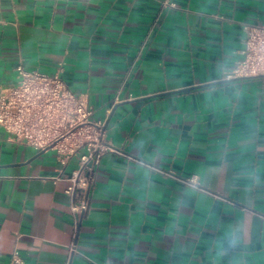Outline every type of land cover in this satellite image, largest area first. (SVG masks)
Masks as SVG:
<instances>
[{
  "label": "crops",
  "instance_id": "1",
  "mask_svg": "<svg viewBox=\"0 0 264 264\" xmlns=\"http://www.w3.org/2000/svg\"><path fill=\"white\" fill-rule=\"evenodd\" d=\"M162 1L1 0L0 92L61 64L118 152L75 226L78 158L0 127V264H264V75L226 78L264 0Z\"/></svg>",
  "mask_w": 264,
  "mask_h": 264
},
{
  "label": "built area",
  "instance_id": "2",
  "mask_svg": "<svg viewBox=\"0 0 264 264\" xmlns=\"http://www.w3.org/2000/svg\"><path fill=\"white\" fill-rule=\"evenodd\" d=\"M175 6L169 0L161 2L162 9ZM241 24L244 33L241 58L226 78L264 75V23ZM15 70L16 83L0 92V127L15 142L35 149H54L61 160L78 158V167L71 171L70 185L65 190L77 226L90 209L101 156L106 150H118L104 140V122L94 118L85 96L75 93L62 77L61 64L53 73H46L25 68L20 57ZM167 174L186 186L204 190L193 177ZM69 248L75 250L73 244ZM8 264H23V259L13 253Z\"/></svg>",
  "mask_w": 264,
  "mask_h": 264
}]
</instances>
